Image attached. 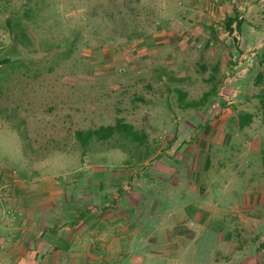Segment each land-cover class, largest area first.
<instances>
[{"label": "rangeland", "instance_id": "obj_1", "mask_svg": "<svg viewBox=\"0 0 264 264\" xmlns=\"http://www.w3.org/2000/svg\"><path fill=\"white\" fill-rule=\"evenodd\" d=\"M3 60L0 264H120L148 217L178 264H264V0H0ZM117 120L143 146L75 138Z\"/></svg>", "mask_w": 264, "mask_h": 264}, {"label": "crops", "instance_id": "obj_2", "mask_svg": "<svg viewBox=\"0 0 264 264\" xmlns=\"http://www.w3.org/2000/svg\"><path fill=\"white\" fill-rule=\"evenodd\" d=\"M185 170L189 172L190 168H186ZM171 183L170 181L168 185L171 186ZM184 184L185 187L182 186L183 190L181 189V191L178 192V197L181 201H187L189 204V206H187L188 211L191 210L194 213L196 212L202 215L203 196L201 197L202 199L196 198L197 184L192 182L191 185L189 182L185 183V181ZM172 188L173 186H168V189ZM50 209L52 210V208ZM217 210L218 209L215 207L211 209L213 212H217ZM149 211L150 209L146 213L147 216L149 215ZM183 213L186 214L185 212ZM151 220L149 221L148 217V223L146 222L145 227L144 225L142 226L144 228L137 229L136 233L132 231L133 237L123 238L119 236L118 238H99L100 242H98V245L104 249L107 247L115 248L111 258H114L116 263L120 261V264H178L180 261L176 260L175 257L181 252L186 254L184 248L187 246H194L196 242L194 240L192 241L190 238H186V231L181 228L183 226L177 223V219H175L174 222L173 219H169L168 223L160 224L155 223L154 218L152 221ZM130 226L135 225L130 224ZM35 244V246L38 245L37 242ZM127 248L133 249L128 250ZM100 256L103 257L100 263L106 262V255L101 254Z\"/></svg>", "mask_w": 264, "mask_h": 264}, {"label": "trees", "instance_id": "obj_3", "mask_svg": "<svg viewBox=\"0 0 264 264\" xmlns=\"http://www.w3.org/2000/svg\"><path fill=\"white\" fill-rule=\"evenodd\" d=\"M242 22L237 19L236 16L228 17L225 23V30L229 33L233 32L232 26L235 25L236 29H240ZM2 63H9V60L0 61ZM263 104V101H262ZM264 113V107H263ZM252 116L245 114L240 118L239 127L243 128L251 122ZM114 136L122 137L127 140L129 143H136L139 146H143L145 139H142L140 134L134 130L133 126L130 124H125L122 120H117L114 125L99 127L96 130H87V131H77L75 132V138L81 144H86L91 142L93 139L100 142L109 141ZM147 157H142L141 160L146 159Z\"/></svg>", "mask_w": 264, "mask_h": 264}]
</instances>
